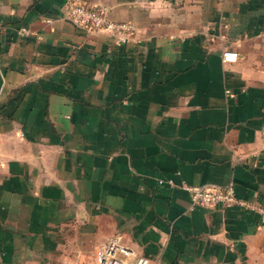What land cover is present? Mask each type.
<instances>
[{"label": "crops", "instance_id": "crops-1", "mask_svg": "<svg viewBox=\"0 0 264 264\" xmlns=\"http://www.w3.org/2000/svg\"><path fill=\"white\" fill-rule=\"evenodd\" d=\"M64 1L0 0V264H95L112 235L147 264H264L258 214L178 186L264 208V0H83L122 44Z\"/></svg>", "mask_w": 264, "mask_h": 264}, {"label": "built area", "instance_id": "built-area-1", "mask_svg": "<svg viewBox=\"0 0 264 264\" xmlns=\"http://www.w3.org/2000/svg\"><path fill=\"white\" fill-rule=\"evenodd\" d=\"M64 9V17L85 33L102 32L117 44L129 41L133 35L134 28L130 22L110 20L106 17L104 8L88 5L83 0H65ZM17 33L20 36L30 34L23 26L17 29ZM236 58V52L232 50H223L220 53L222 62H235ZM156 183L169 189L174 186L171 179H157ZM178 186L187 193L190 207H243L258 214L264 224V208L237 198L231 184L215 187L180 182ZM92 256L95 264H147L146 257L124 245L118 235L104 238L95 247Z\"/></svg>", "mask_w": 264, "mask_h": 264}]
</instances>
